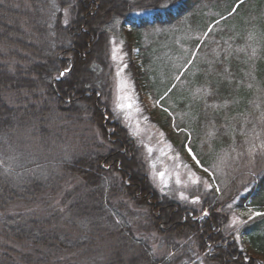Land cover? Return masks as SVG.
<instances>
[{"label":"trees","instance_id":"1","mask_svg":"<svg viewBox=\"0 0 264 264\" xmlns=\"http://www.w3.org/2000/svg\"><path fill=\"white\" fill-rule=\"evenodd\" d=\"M220 1L226 10L200 28L190 19L191 54L212 46L171 100L175 78L158 90L149 71L154 33L167 41L213 0H0V264H259L226 227L233 211H256L237 234L264 256V158L253 149L264 142V0ZM237 3L236 27L214 33ZM111 40L181 158L209 179L226 166L219 188L196 185L184 201L153 187L110 106Z\"/></svg>","mask_w":264,"mask_h":264},{"label":"rangeland","instance_id":"2","mask_svg":"<svg viewBox=\"0 0 264 264\" xmlns=\"http://www.w3.org/2000/svg\"><path fill=\"white\" fill-rule=\"evenodd\" d=\"M237 5L238 3L233 9ZM226 8L225 2L213 0L207 9L201 8L196 10L192 16H185L184 26L177 28L176 33L172 31L167 41L165 37H162L166 36L165 30L162 31L163 33L160 31L154 33L156 39L151 46L149 71L152 78L157 82L156 89L158 90L163 91L166 85L175 78L172 88L174 87L176 92L171 96V100L177 94L187 95L188 90H190L189 82L196 74L201 73L203 65H206L205 57L212 46L210 39H207L202 48L198 46L191 54L190 45L193 34H189L190 19L195 22L197 29ZM233 9L231 13L234 12ZM151 13L152 11H139L133 12L131 16H145ZM241 17L240 13L235 14L234 12V15L228 20L221 18L222 21L213 32L218 33L226 28L236 27L235 25L238 24ZM110 45V59L113 68L110 106L115 118L120 120L136 138L153 187L165 194L170 190H175L178 192V197L184 201H188L187 192L196 185L203 188H212L213 186L219 188L221 182L215 176L219 175L225 178L226 166L219 165L220 170L217 174L209 171V179L195 171L181 158L173 144L166 139L164 131L156 123L149 120L147 112L154 108L153 102L146 96L140 98L135 92L130 74L127 71L126 54L122 42L111 40ZM254 142H256L253 146L255 154L261 156L260 159L264 158V142L257 138ZM189 152L191 160L197 163V160L193 159L194 154L190 150ZM197 164L202 168L199 163ZM246 164L248 167H252L254 159H249ZM256 213L251 208L233 211L227 223L226 233L231 232L238 240L241 249L251 252L253 257L258 258L259 264H264V256L252 251L246 239L237 234V227ZM245 216L248 217L245 219ZM234 219L235 223L233 222ZM152 249L157 252L159 249L157 242H152ZM198 259V264H215L204 261L202 255Z\"/></svg>","mask_w":264,"mask_h":264},{"label":"snow or ice","instance_id":"3","mask_svg":"<svg viewBox=\"0 0 264 264\" xmlns=\"http://www.w3.org/2000/svg\"><path fill=\"white\" fill-rule=\"evenodd\" d=\"M233 11H235V9H233ZM65 71H67V69H65ZM59 75L63 76L64 75V72H61ZM193 159L196 160V157L193 156ZM197 163H199V161H197ZM205 171H207V170H205ZM233 222L235 223V219H234Z\"/></svg>","mask_w":264,"mask_h":264}]
</instances>
